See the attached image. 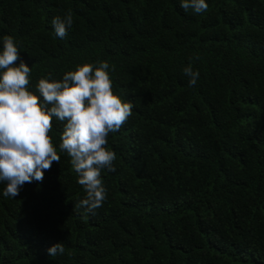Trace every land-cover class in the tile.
Here are the masks:
<instances>
[{"label": "trees", "instance_id": "trees-1", "mask_svg": "<svg viewBox=\"0 0 264 264\" xmlns=\"http://www.w3.org/2000/svg\"><path fill=\"white\" fill-rule=\"evenodd\" d=\"M180 3L0 0V51L16 39L33 91L49 72L107 61L135 104L109 134L116 170L102 171L94 212L75 209L86 191L55 120L60 163L15 198L0 182V264H264V0H206L199 14ZM69 10L61 39L51 21Z\"/></svg>", "mask_w": 264, "mask_h": 264}, {"label": "clouds", "instance_id": "clouds-1", "mask_svg": "<svg viewBox=\"0 0 264 264\" xmlns=\"http://www.w3.org/2000/svg\"><path fill=\"white\" fill-rule=\"evenodd\" d=\"M185 11H206V0H181ZM56 36L63 39L73 25L69 10L51 21ZM20 49L11 35L3 37L0 51V182L3 196L15 198L25 183L43 181L44 173L60 155L51 132L54 120L63 124L58 145L67 153L86 197L76 203L94 212L107 199L102 171H115L116 152L108 147L110 133L118 132L132 115L135 104L114 91L107 61L84 63L67 71L62 79L54 73L42 76L30 88L32 67L20 60ZM20 60L17 66V61ZM114 71V66H112ZM183 75L194 86L199 71L189 62ZM42 98V99H41ZM64 244L48 249L51 256L64 253Z\"/></svg>", "mask_w": 264, "mask_h": 264}]
</instances>
